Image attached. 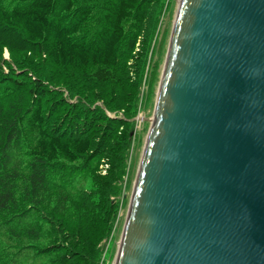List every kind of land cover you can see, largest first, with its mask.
Listing matches in <instances>:
<instances>
[{"label": "trees", "instance_id": "16d2710c", "mask_svg": "<svg viewBox=\"0 0 264 264\" xmlns=\"http://www.w3.org/2000/svg\"><path fill=\"white\" fill-rule=\"evenodd\" d=\"M165 1L0 0V264H100Z\"/></svg>", "mask_w": 264, "mask_h": 264}, {"label": "water", "instance_id": "95a60500", "mask_svg": "<svg viewBox=\"0 0 264 264\" xmlns=\"http://www.w3.org/2000/svg\"><path fill=\"white\" fill-rule=\"evenodd\" d=\"M113 264H264V0H179Z\"/></svg>", "mask_w": 264, "mask_h": 264}, {"label": "rangeland", "instance_id": "374dc122", "mask_svg": "<svg viewBox=\"0 0 264 264\" xmlns=\"http://www.w3.org/2000/svg\"><path fill=\"white\" fill-rule=\"evenodd\" d=\"M178 5L179 0H166L158 25L156 26V32L153 37L143 77L144 80L141 85L140 96L137 101V111L133 117L134 125L126 173L122 181V190L118 195V212L113 228L108 238L105 240L100 264H113L118 250L119 240L121 238L123 226L127 216L130 197L143 152L144 143L154 114L157 90L163 65L165 63ZM4 55L9 57L7 49H5ZM107 112L110 115H114L115 113L123 114V110L111 111L107 109ZM108 165V161H104L103 164H101L102 173L106 172Z\"/></svg>", "mask_w": 264, "mask_h": 264}]
</instances>
